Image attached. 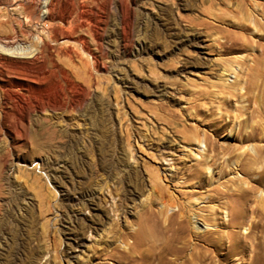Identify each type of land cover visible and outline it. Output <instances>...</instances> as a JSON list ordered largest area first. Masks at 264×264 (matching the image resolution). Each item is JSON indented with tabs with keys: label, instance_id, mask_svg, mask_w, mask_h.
<instances>
[{
	"label": "rangeland",
	"instance_id": "1",
	"mask_svg": "<svg viewBox=\"0 0 264 264\" xmlns=\"http://www.w3.org/2000/svg\"><path fill=\"white\" fill-rule=\"evenodd\" d=\"M88 1L94 17L77 30L88 40L82 47L55 33L65 22L28 18L14 5L27 0H0V264H109L113 252L158 251L168 235L180 236L177 221L190 241L185 252L251 263L247 256L264 254V151L248 173L238 167L264 146V103L257 87L252 100L229 103L228 94L234 84L243 92L250 65L264 63V0L243 29L236 23L250 7L238 0ZM12 35L27 53L48 40L88 91L54 87L50 60L47 76L37 63L9 66L1 41ZM232 42L241 48L225 51ZM220 114L224 122L212 125ZM248 132L260 136L246 141ZM248 186L249 205L235 200ZM152 218L157 230L130 247Z\"/></svg>",
	"mask_w": 264,
	"mask_h": 264
},
{
	"label": "bare ground",
	"instance_id": "2",
	"mask_svg": "<svg viewBox=\"0 0 264 264\" xmlns=\"http://www.w3.org/2000/svg\"><path fill=\"white\" fill-rule=\"evenodd\" d=\"M85 2L87 3V5L89 4L88 0H27V2H26L27 4L26 5L23 4V3H16L14 5H16V7L17 6H20L21 8L24 7L25 10L28 9L27 10V15L25 14L26 17L28 16V18H32L35 15H37V13H39L43 20H61V21L65 22L66 24L69 25L68 28L64 32H60L59 30H57V31L54 30L55 33L58 34V35L64 34L65 38L73 39L74 41L79 43L82 47H85L87 45V43H88V40H87L86 36L83 33L77 32V30L80 31L83 27L90 26V23H91V21L93 20V17H94L93 13H92L93 9L92 8H91V10L88 9ZM237 3L240 5L241 8L249 10V7H250V10L253 11V12H251L249 10V12H247L245 14L246 15L245 16L246 19L242 20V23H240V24H239V22L236 23V24H238V26L240 25V27L242 29L243 28H249V26H250L249 23L250 22L248 23L247 19L249 21H251L252 13H254L255 11L258 12L256 10V7L259 8L260 7V3L258 2V0H238ZM257 15H259V13ZM232 22L233 21H231V22H226L225 21V23L227 25L236 26L235 22H233V23ZM255 24H257V23H255ZM19 35L5 36V37H3L2 41H1V43L4 45V47L9 46V47L6 48V50H4V52L7 55H9V57H4L8 61L9 66L11 65V67H14V68L18 67V68L30 69V68L34 67V63H37L38 66H39L38 69H40L42 71H40L38 69L37 70L44 74L45 71L48 72L46 64H47V61L50 60L53 63L52 66L54 67L53 68L54 69L53 70L54 71L53 72L54 75L52 76V74H51V76L53 77V80H54L51 83H53L54 87L58 88L59 86H61L60 88L62 89V91L59 88H58V90H60L63 93L65 90H63L64 86H62L63 85L62 82L64 81L66 83L65 87H66L67 91H68V89L70 91V89H72V88L75 89V90L81 91V92L88 91L87 89L89 87L85 83L80 82V81L79 82L76 81V79L74 78V76L71 73V71L67 67H65L64 65H62L61 63H59L58 61L55 60V58L53 56L55 51H53V46L51 45L52 43H50L46 39L44 40V38H43V39L38 41V43L36 44V46L34 48L32 47V49L29 51V53H27V52H23L24 49L20 48V46H22L21 44L25 43V40L23 41V39H22L23 37L21 38ZM240 48H241L240 44L232 42V43H228L227 46L225 45L224 50L225 51H235V50H238ZM26 49H28V46H26L25 50ZM19 50H22V51H19ZM66 50L68 52V55L71 56V57L78 55L77 48L74 47L71 44H67L66 45ZM263 56H264V47H261V50H258L257 59H261ZM248 70H249V72L247 74V82H246V85L244 86V91L243 92L239 91V89L235 86V84L230 86V87H232V90H230V94H228L229 95V99H228L229 103L232 102V98L236 97V96H244V95H246L249 100H252L251 99V94L253 93L255 87H257L259 89V92L261 94V97H262L261 103H264V63L263 64H261V63L260 64L259 63L251 64ZM45 74H46V76L48 74L50 75V73H48V74L45 73ZM61 79H62V81H61ZM12 81H13V79H12ZM9 82H11V81H9ZM38 83L39 82H37V86H38ZM18 85H20L23 88H25V87L27 88V87H30V86L32 87L33 86V85H31L29 83V81L26 82V81H23V80H22V82L20 84L18 83ZM51 85L47 86V84H46V87L56 90V88H53ZM34 86H35V84H34ZM17 88H19V87H17ZM37 88L40 89V86L37 87ZM12 89L14 90V88H12ZM35 89H36V87H35ZM40 90H43V87ZM46 92H48V91L46 90ZM52 92L50 91V93H52ZM7 94L10 95V92L7 93ZM56 94H57V92L55 93V96H56ZM228 95H227V97H228ZM7 96H5V97H7ZM13 96H15V95H13ZM21 96H23V95H21ZM47 96H49V95H47ZM64 96L66 98V94L65 93H64ZM5 97L4 98L1 97V98L5 100L6 99ZM51 98H53V97L50 96V99ZM11 99H13V98H11ZM66 99H68V98H66ZM24 100H25V98L23 99V101ZM0 101H2V100H0ZM52 101L53 100H51L50 103H52ZM55 101H56V99H55ZM5 102H7V101H5ZM56 102H54V104ZM57 103H59V102H57ZM65 103H66V101H65ZM4 104H6V103H4ZM27 104H25V106H27ZM31 104H33V103H31ZM31 104L29 103L28 105H31ZM223 104L226 105L225 99L223 101ZM14 105L17 106V104H14ZM25 106H23V107H25ZM60 106H61V104H60ZM23 107H22V109H23ZM39 107H41V106H39ZM15 108H17V107H14V109ZM28 108H29V106H28ZM43 108H44V106H43ZM43 108H41V109H43ZM2 110H4V109H2ZM17 111H19V110L17 109ZM21 111H19V112H21ZM23 112H25V110H23ZM4 113H6V112H4ZM8 113H10V112L8 111ZM2 114H3V111H2ZM3 115H5V114H3ZM26 115H28V114H26ZM29 116H30V112H29ZM6 117L7 116H5V118ZM8 117H9V115H8ZM21 119H22V117H21ZM9 120H10V118H9ZM224 120H225L224 114H220V115L217 116V118H215L213 120L212 125H216L218 127V125L222 124L224 122ZM230 121H231V119H230ZM9 122H11V121H9ZM23 123H24V121H23ZM20 126H23V124L20 125ZM18 128L21 129V127H19V126L16 129H18ZM19 131H21V130H19ZM263 134H264V132H262V135ZM259 136H260V133L248 132L244 136V140L249 141V140H252V139H257V138H259ZM204 141H205V144H206L207 148H211V147L213 148L214 147L215 143H214V140L212 138H209L208 136H206ZM247 150L249 151V149H247ZM263 151H264V146L257 147L256 154H250L252 159L251 158H249V159L253 160V162H251L250 160H248L245 163L243 161H241V163L239 164L238 168H240V170L242 172L248 173L246 167L252 168V166H254L252 164H255L254 161L256 162L257 156H260L263 153ZM165 160L169 161L170 159L165 158ZM163 163H164V161H163ZM190 167L192 168V170H191L192 174H195L197 172L196 168L193 167V166H190ZM263 173H264V170H263ZM257 181L259 183H263L262 175L259 177V179ZM253 190H254L253 186H248L246 188L243 187L241 190H238V191L234 192V195H235L234 199L235 200L237 199V201L240 200V199L241 200L243 199V200H245L246 204L249 205L248 202H247L248 199L245 196L248 195L250 192H253ZM260 200L262 201V203L264 202V198H262ZM257 204L260 205L259 203H257ZM118 208H119V206H118ZM118 208H116V209L118 210ZM159 213H160V211H159ZM182 216H185V215L182 214ZM168 217H170V215ZM167 218L165 219V222L167 220L169 221V219H167ZM172 224H173V222H172ZM176 224H177V226H175ZM176 224L174 226H172V227H174V229H176V230L178 229V232H179L180 236H174V235L171 236L170 235V238H169V235H168V238H166L167 237L166 236L165 237L166 239L164 240L163 244L159 246L160 248H159L158 251H156V250L155 251L139 250V249H131L130 248L129 251L113 252V253L108 255V258L113 261V263H109V264H206V262H208L207 264H227V259L228 258L225 255H222V254H219V253H216V254H212L211 253L210 256H209V254L200 255L199 253H192V251H191V253L185 252L184 248L190 242L189 238L185 239L186 236H184V234L187 233L185 231V228H186L185 225H184L185 223L177 221ZM156 226H158V224L152 218V220H151L150 224L148 225V227L147 228L143 227V231H138L137 237L134 239V241L132 243L129 244V246L130 247H133V246L134 247H140L144 243V241L146 240L145 237L148 234H150V236H151V234H153L154 231L157 230ZM189 230H190V228L187 231H189ZM194 238L199 240V241H204L205 240V239H202L201 235H196ZM154 241H156V240H154ZM179 243L180 244L182 243V245H179ZM196 252H198V251H196ZM245 260L246 261L249 260L251 262V263H247V264H255L254 262L256 260L261 263L264 260V254H261V255H258L256 253L250 254L249 256H247L245 258Z\"/></svg>",
	"mask_w": 264,
	"mask_h": 264
}]
</instances>
